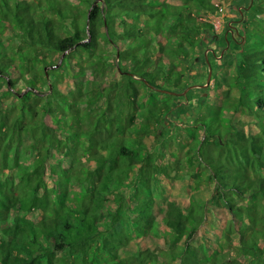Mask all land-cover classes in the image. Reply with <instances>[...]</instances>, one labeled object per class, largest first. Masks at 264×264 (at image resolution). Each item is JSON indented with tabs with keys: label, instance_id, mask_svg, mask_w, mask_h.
Here are the masks:
<instances>
[{
	"label": "trees",
	"instance_id": "16d2710c",
	"mask_svg": "<svg viewBox=\"0 0 264 264\" xmlns=\"http://www.w3.org/2000/svg\"><path fill=\"white\" fill-rule=\"evenodd\" d=\"M33 1L0 0V264H264V30L225 31L240 46L225 110L223 82L193 73L207 44L218 77L221 0ZM150 162L192 181L177 220L155 214Z\"/></svg>",
	"mask_w": 264,
	"mask_h": 264
},
{
	"label": "rangeland",
	"instance_id": "374dc122",
	"mask_svg": "<svg viewBox=\"0 0 264 264\" xmlns=\"http://www.w3.org/2000/svg\"><path fill=\"white\" fill-rule=\"evenodd\" d=\"M28 2H35L33 0H27ZM222 3L220 2V14L218 15H208L207 18H209V20H211L212 22H214L215 24V28L216 25L218 26V29L216 28L217 32L219 33V37L217 38L218 43H211V46L213 49H216V51L218 52V55L221 53V56L219 58H217L216 60H214V64L215 67L217 68V72L218 77L209 80L208 82V78H207V73H210V69H211V73H212V65L208 64L209 66V70L207 67H205L204 62H205V58H207V52L210 50H205L206 49V45H203V49L201 50V52L199 53V58L201 62V66H194V70L193 73L194 74H198L197 78L194 79L197 80V83H201L202 81H204V83L207 82L205 84H203V87H208L211 86V91L212 90H216L217 89V82L220 80L223 82V84L221 85V87L219 88L220 91V96L221 95L224 97L227 95V101L225 103V107L224 109L227 110L231 105H233L232 103H234L235 99H236V95L234 94V91L230 89V87L228 86V83L230 82H234L235 79L232 78L233 75H235V62H236V51L237 49H240L239 44H237L236 42H232V46H230V44L228 43V41L225 39V37L228 35V37H230L231 41H232V37L230 35L231 30L233 31H238L239 33L241 32L242 35H246V21L248 19H250V24L248 25L249 31L252 34V37L255 39H261V35L260 33L257 31L258 29H262L264 30V14H258L257 10L258 9H264V1L260 2V1H248V0H221ZM249 2L251 3V6H249V9L246 11L244 7L249 5ZM254 2V4H253ZM242 8L243 10H245L247 12V14H241L239 12V8ZM228 32L226 34V32ZM225 32V33H224ZM237 33V32H236ZM11 34H13L12 31L10 30H5L3 32V34H1V36L3 37L4 41H8L10 42V36ZM238 37V36H237ZM208 38V37H207ZM208 41V39H207ZM211 41V40H210ZM225 41V42H224ZM11 45L14 44V42H10ZM227 43V47L225 48V45ZM207 46V47H209ZM232 51L234 52H231ZM223 55V56H222ZM199 61V59H198ZM222 76H226L222 77ZM209 77V76H208ZM67 80H69L67 78ZM224 81H226V83H224ZM60 83H66V82H62V80L60 81ZM167 85V84H166ZM169 86V85H167ZM170 87V86H169ZM227 92V94H226ZM195 93V92H194ZM199 94V92H197ZM196 93V94H197ZM207 91H203V97L199 98L198 94H194L192 95L193 98L191 100V104H187V107H184L181 110V113L184 114L182 115V119L185 121H190V124L194 121L197 113H194V108H196L199 105H203L206 102V95ZM236 93V92H235ZM210 100L211 104H215V101L212 98H207ZM229 101V102H228ZM217 103V102H216ZM233 107V106H232ZM192 110V113H191ZM226 117L227 118H231L232 121L240 119V120H249L250 118L246 116L245 112H240V113H233V110H229L226 112ZM181 118V117H180ZM179 118V121H181V119ZM177 121V122H179ZM182 124V123H180ZM182 134V133H181ZM184 135V134H182ZM179 135H176V137ZM154 137H155V132L152 131L149 135H147L146 137L142 138V142L151 146L152 142L154 141ZM188 137H182L179 139H175L172 141V143L169 145V147L167 146L166 153L167 155L165 156V158H167L169 161H172L173 158H177V159H182L184 158V149H185V142H183V139L186 140ZM245 138L244 136H239L238 139H242ZM245 141V140H244ZM0 151H2V149L0 148ZM1 154V152H0ZM164 158V159H165ZM159 159H161L162 161L164 160L162 156L159 157ZM161 163V162H160ZM153 162H150V164H145V166L143 167V172L147 175H149L150 177H153L155 180V183L157 184V187L155 186V189L153 190L154 192V196H153V208L155 211V214L159 216L164 215L167 212H171V213H167L171 218L177 220L179 215L181 217L182 213L180 212V210L178 208H174L172 205L169 204V200L171 198H174L176 200L179 201V203H181L182 205V199H184L187 196V192L188 189H190L191 187V182L189 180L188 177L185 178H178V179H169L167 176V168L165 164H159L157 166L153 165ZM140 164H137L136 167H138ZM41 199L44 200L45 202H48V200L50 199L49 196L47 194H43L41 196ZM180 212V214H179ZM145 244L147 247L149 248H153L154 244L153 241L151 239H146L144 240Z\"/></svg>",
	"mask_w": 264,
	"mask_h": 264
},
{
	"label": "water",
	"instance_id": "95a60500",
	"mask_svg": "<svg viewBox=\"0 0 264 264\" xmlns=\"http://www.w3.org/2000/svg\"><path fill=\"white\" fill-rule=\"evenodd\" d=\"M211 69H210V73H209V77H208V82H209V80H210V77H211Z\"/></svg>",
	"mask_w": 264,
	"mask_h": 264
},
{
	"label": "built area",
	"instance_id": "2783aa9c",
	"mask_svg": "<svg viewBox=\"0 0 264 264\" xmlns=\"http://www.w3.org/2000/svg\"><path fill=\"white\" fill-rule=\"evenodd\" d=\"M216 28L218 29V26L216 25Z\"/></svg>",
	"mask_w": 264,
	"mask_h": 264
}]
</instances>
